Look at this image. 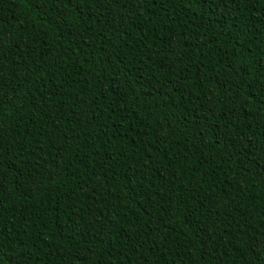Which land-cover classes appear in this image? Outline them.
I'll list each match as a JSON object with an SVG mask.
<instances>
[{
    "label": "trees",
    "instance_id": "16d2710c",
    "mask_svg": "<svg viewBox=\"0 0 264 264\" xmlns=\"http://www.w3.org/2000/svg\"><path fill=\"white\" fill-rule=\"evenodd\" d=\"M0 264H264V0H0Z\"/></svg>",
    "mask_w": 264,
    "mask_h": 264
}]
</instances>
